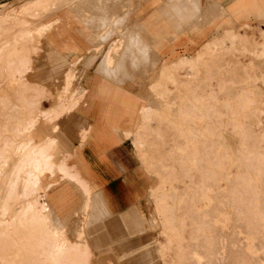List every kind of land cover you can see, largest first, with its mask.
I'll use <instances>...</instances> for the list:
<instances>
[{
  "label": "rangeland",
  "instance_id": "1",
  "mask_svg": "<svg viewBox=\"0 0 264 264\" xmlns=\"http://www.w3.org/2000/svg\"><path fill=\"white\" fill-rule=\"evenodd\" d=\"M28 1L0 0V14L18 10ZM206 1L207 4L211 2V0ZM125 2L128 3V7L124 12L118 14L123 19L114 21V25H106L108 16L103 12L102 6L88 9V6L93 3L83 2L81 4V10H85L83 19L85 22L90 23L86 22V25L83 28L80 26L79 30H87L86 37L95 35L93 37L95 41L89 42L91 47L97 44L96 48L98 49V52L94 53L95 55L90 51L94 57L90 64L84 63V60H82L74 66L67 56L62 55L59 62L55 58L54 51L50 50L51 48L45 44L46 39L44 37L54 29L57 19L60 18L58 19L59 25L62 23L61 20H65L62 14L63 10L59 7L41 18V20L52 23L50 29L41 36H35V33L31 32L28 36V39H30L27 40L28 42L25 39V42L20 40L14 43L12 38L22 31L19 27L11 29V26L9 28L11 30L8 29L3 32L4 35L0 34V45L2 44L5 47L8 54L5 61L10 62L9 66L23 69L20 81L23 80L21 82L25 87L20 86L21 88H18L19 84L12 85L10 77H7L9 76L8 73L3 68L5 64L0 65V120H2L0 121V148L4 147V142L7 141L8 137L11 139V136L14 135L15 132L13 131L18 121H24L31 115L36 116L37 113L34 107L45 108L56 98L68 72L74 74V80L70 88L77 91V93L84 88L87 89L85 76L88 71L98 73L99 70L106 73L102 66L104 61L102 57L110 47L118 45L117 42L122 41V37H119L125 29L124 26L121 29L119 28L120 22H126L130 17L137 20L135 11L133 12L134 15L133 13L130 14L131 6L133 4L138 5L135 4L136 1L125 0ZM190 3L197 4V0H191ZM122 4L121 0L117 10L120 9ZM106 11L110 13L109 9H106ZM196 11L197 8L188 12L193 15L191 18L186 19L188 22L191 19L195 20ZM77 12L75 11L74 15ZM67 13L66 15L71 16ZM72 18L66 20L69 22ZM168 20L175 26L177 17L173 14L170 17L168 16ZM33 26L34 24L30 27ZM234 34L235 36L238 35L237 33ZM257 37L261 41L258 33ZM241 39V41L233 39L230 42V40L224 39L222 41L219 38L213 49L214 55L202 57L201 64L199 61L196 66L198 72L196 71L191 77V82H187L189 85L187 84L186 87L184 82L187 80L188 71L180 69L183 72L180 76L179 73L181 72L178 70L176 76H180V78L177 77L179 87L167 84L166 99L156 96L154 92L152 94L146 91L154 75L155 65L147 73H143L141 69L131 71L126 64L129 75L124 81H130L128 82L130 87L137 86L140 91L139 94L146 99L147 105H150L153 109L161 111L162 102V105L167 108L162 113H158L149 107L146 108L145 114H153L152 117L149 116L153 119L149 118L146 121L141 119L140 129L135 136L137 141L142 142V147L136 148V150L141 162L139 167L146 180V187H148L141 204L142 208L139 209L145 217L143 229L137 231L132 227V224L129 223L130 215L119 216L116 219L108 215L104 216L101 219L102 228L99 229V232L104 233L105 239L101 240L99 248H95L92 244L93 237L97 232L93 231L92 226L85 232V235H82L90 244L89 264H139L134 256L122 257L120 254L126 250L149 243L154 236L155 243L157 237L165 240L166 243V246H159L161 248V261L155 260L156 263L154 264H264V86L261 87L257 83L258 77L255 82L251 81L250 84L238 83L239 80L243 81L246 74L242 65L244 61L243 59H241L242 61L239 60L238 56H241L243 49L249 50L260 41L258 40L257 44L251 45L247 41H243V37ZM130 42V40H124L126 47L122 48L123 59L129 60V62L147 60L148 57L146 58L141 51L139 53L142 55H138L137 59H135V54L130 59L129 55L135 49V46L133 48ZM218 45L222 48L228 46L238 48L235 49L236 51L226 49L225 52L217 49L215 55ZM44 53L52 65V76L48 79L42 77L38 81H32L29 78L31 73L35 79V74L40 73L43 75L49 69V63L43 57H38ZM90 53L87 55H90ZM151 54L149 57H151ZM121 57L118 69L115 65L116 75H120L122 72L120 69L122 67ZM175 59L165 63L169 64L174 62ZM254 59H264V57H254ZM19 60L22 62L20 63ZM70 60L74 61L75 58H70ZM238 61H241L242 64H237L238 66L234 68L233 63ZM64 68L65 70L62 71ZM255 69L258 73H264V63L261 64L256 61ZM184 72L187 73L184 74ZM105 75L108 76V74ZM140 79L142 81L138 82ZM255 83L257 84L254 85ZM251 85L254 88L251 89ZM239 91L241 94H239ZM168 93L171 94L170 98H168L170 95ZM242 93L244 94L242 95ZM44 94H47L46 96L49 99L42 102L41 98ZM6 99H9V102L6 106H3L2 102ZM205 99L206 101H204ZM39 100L41 102H38ZM86 101L85 95L82 103ZM164 102L168 105L165 106ZM171 106L172 112H168ZM203 109L206 110L204 111L205 115ZM79 122L81 121L78 112L74 110L61 116L57 123H54L58 126V130L56 131V128V132H53L51 124L40 119L37 126L33 128L31 135H33L34 140L53 137L59 150V152L58 150L55 151L54 146L52 154L54 155L55 164L65 163L67 168L72 171L73 169L67 164V158L60 152L63 149H71L70 140L73 138V134H76ZM24 137L18 136L15 141H21ZM2 138L6 141L3 140L2 142ZM9 138L8 141H11ZM255 154L256 156H254ZM69 163L74 164L71 159ZM9 168L10 164L8 163L2 169L0 188L3 187L9 175ZM53 177L49 175L41 177L45 194L44 199L48 203V208L50 207L51 222L54 227L63 229L69 242L82 243L83 239L78 238L79 232L76 235L74 234L81 218L80 214H69V217L64 220L63 226L55 212L53 205L55 182H52L55 177ZM74 199H78L77 191H74ZM85 201L88 203L85 212H88L92 203L91 194ZM75 207L74 205L73 208ZM123 221L127 226V230L123 227ZM84 225L85 222H83L80 229L83 232ZM13 248L14 250H12ZM19 253V247H8L4 252L7 258L6 261L17 262Z\"/></svg>",
  "mask_w": 264,
  "mask_h": 264
},
{
  "label": "crops",
  "instance_id": "2",
  "mask_svg": "<svg viewBox=\"0 0 264 264\" xmlns=\"http://www.w3.org/2000/svg\"><path fill=\"white\" fill-rule=\"evenodd\" d=\"M135 4L139 5L135 11L137 20L130 17L128 21L120 22L119 28L124 26L125 30L121 32L122 35L119 38L131 33L135 39L132 37V42L135 41L134 44L137 45L142 40L138 44L140 46H137L141 47L140 51L146 58L148 57L147 60H137L136 64L125 60L120 67L122 74L114 79L108 78L99 70L98 73L88 71L85 76L87 89L84 88V97L86 95L87 101L74 109L77 110L81 122H79L76 134H73V138L70 140L71 149H63L60 152L67 158L68 166L73 169L72 171L78 179L86 184L85 186L92 197L90 210L88 212L84 210L85 195L79 183L64 178L57 172L54 175L55 179L52 180L55 182L53 205L62 225L64 226V220L69 217V214L77 215L79 213L81 218L74 234L76 235L80 231L83 222H85L84 235L92 226L93 231H97L92 243L95 248H99L101 240L105 239L104 233H100L99 229L102 228L101 219L106 215L113 219L130 215L129 223L132 224V227L137 231L143 229L145 217L139 209L142 208L141 204L148 187H146V180L139 167L141 162L134 146L135 140H137L135 136L140 129L141 114L145 108L149 107L158 113L166 111V107L162 105L163 102L161 111L147 105L146 99L139 94L137 86L130 87L128 84L130 81H124L129 75L126 64L133 72L141 69L143 73H147V69H151L154 65L157 68L161 63L171 65L180 59L192 57L208 41L218 40L219 36L225 32L237 33L243 37L245 42L252 45L259 40L258 31L264 30V0H211V3L208 4L206 0H200V2L197 0L195 20L190 23L191 25H186L188 28H185L184 23L177 28L167 18H164L160 10L165 4L164 0L142 2L137 0ZM58 19L52 30L54 33L51 31L46 34L45 44L54 51L55 58L59 62L62 55L67 56L70 63V58L83 57L84 63L90 64L94 58L92 54H96L98 51L94 52V45L91 47V41L86 38L87 31H80L81 25L74 19L69 22L66 19L61 20L60 25ZM195 22L197 23L195 24ZM134 44H132L133 48ZM228 47L221 48L218 45L216 51L217 49L223 52L226 49H236V46L235 48ZM90 51L92 54L87 56ZM150 53L156 55L157 61L151 60ZM38 57H43L49 63V69L43 75L35 74V79L31 73L29 78L32 81H38L42 77L48 79L53 73L52 65L46 54ZM238 57L239 60L243 59L240 55ZM174 59V62L165 63ZM241 61L233 63L234 68L238 66L237 64H242ZM252 61L258 76L251 81L255 82L258 77L257 83L263 87L264 73H258L255 68L256 61L262 64L264 59H253ZM137 63H139L138 66ZM229 69L231 70V68ZM64 70L65 68L62 71ZM155 73L156 69L149 86L155 80ZM140 81L142 79L138 82ZM149 86L146 89L148 93L150 92ZM252 88H254L253 85H251ZM170 96L171 94L169 98ZM168 112H172V106ZM84 129L87 130V135L82 141L81 131ZM56 150H58L57 144H55ZM70 159L74 164L69 163ZM74 191L78 192L77 200L74 199ZM74 205L75 208H73ZM123 227L127 230L124 221ZM156 240L158 243H155L154 236L149 243L126 250L120 255L122 257L134 256L139 264H154L155 260L161 261L160 247L166 246L165 240L158 237ZM86 242L88 241L86 240ZM87 245L90 249L89 242Z\"/></svg>",
  "mask_w": 264,
  "mask_h": 264
},
{
  "label": "bare ground",
  "instance_id": "3",
  "mask_svg": "<svg viewBox=\"0 0 264 264\" xmlns=\"http://www.w3.org/2000/svg\"><path fill=\"white\" fill-rule=\"evenodd\" d=\"M124 1L125 0H122V2H123L122 6L120 7L119 10H117V7H119L121 0H29L28 2L23 4L18 10H12V12L0 14V34L2 33L4 35L3 32L7 31L12 26L11 29H13L14 27H19L22 29L20 34H18L17 36H14L12 38L14 43H17L20 40H23L25 42V39H26V41L30 40V39H28V36L31 32L35 33V36H41L45 31L50 29V27L52 26V23L50 21L46 22L44 20H41V18L44 17L45 15H48V13H50V11L52 12L53 10L57 9V7L61 8V10H63L62 14H63V17H65V19H70V17H73L72 19L76 20V22L79 23L83 28L87 22V21L85 22L83 19L85 17V15L83 14L85 12V10H81L82 9L81 4H83V2H86L88 4L93 3V4L88 6V9H94V8H97L98 6H102L103 12L105 13L106 16H108V18H107L108 23H106V25H114V21H120V19L121 20L123 19V17H120L118 14H120L121 12H124L126 10V8L128 7V3H126V2L124 3ZM135 1H137V0H135ZM164 1H165V4L160 8L161 13L164 15V18L168 19V16L170 17L171 15L174 14L177 17L175 27L178 28L181 24L183 25V23H184L185 28H188L187 26L191 25L190 23L193 21V19H191L190 22H188V20H186V19L191 18L193 16L192 14H190L188 12L192 11L193 9H196L197 4H191L190 3L191 0H164ZM193 1H195V0H193ZM131 8H132V10H131L130 14L137 10L138 5L135 6L133 4L131 6ZM106 9H109L110 13H108L107 12L108 10L106 11ZM75 11H78L76 13V15H74ZM114 11L116 12V14ZM67 12H69V13H67ZM86 12H88V11H86ZM66 13L70 14L71 16L66 15ZM205 17H207V16H205ZM87 23L89 24L90 22H87ZM196 23L197 22H195V24ZM33 24H34V26L31 28L30 26ZM142 25H144V24H142ZM11 29H9V30H11ZM258 34L260 35L261 41L259 40L260 42L258 44L256 43L257 45L253 46L251 49H249V50L243 49L241 52L242 53L241 56H243V61H244V63L242 65L246 71L245 72L246 74L244 75L245 78L243 79V81L239 80L238 83L243 82L244 84H246V83L250 84V81L254 80L257 76V74L253 68L254 63H252L253 62L252 60L254 59V57L255 58H259V57L263 58L264 57L263 30L258 31ZM93 37H95V35H92V36L89 35L86 38L89 39L91 42H94L95 40L93 39ZM132 37L133 36L131 34L129 36L127 35L126 37L122 36V38H121L122 41L117 42L118 45H113V47H110L108 49V51L105 53V55L103 57L104 61H103L102 66H103L104 70L106 71V73L104 72V74H108V78L112 77V79H113L114 77L116 78L118 76V75H116V66L115 65H117V69H118V66L120 65L121 55H122L121 64L124 63V61H125L123 59L124 55L122 54V48L126 47L124 40L125 41L130 40L131 41L130 43L134 44L133 42H135L134 41L135 39L133 37L134 40L132 42ZM4 38H5V36H4ZM219 38L222 41L224 39L230 40V42L233 39L239 40V41L242 40L241 39L242 37L239 34L235 36V34L232 32H225ZM137 40H139V39H137ZM140 40H141V38H140ZM7 42H8V40H7ZM216 42H217V40L208 41L203 46V49L200 52H197L192 57L180 59L171 65H164L163 63H161L160 66H158L156 68L155 80L152 83H150V86H149L150 92L151 93L154 92L156 96L163 98V99H166L165 98L167 96L166 91L168 90L167 84H171L173 86L179 85L178 84V78L179 77L176 76V73L180 69L181 70L185 69L184 71H186V70L188 71L187 78H186L187 80L185 79L186 82H184V86L186 87L188 84L187 82H189V81L191 82V80H190L191 77H193V75L196 73L197 63H199V61L201 59H203L202 57L214 55L213 49L216 45ZM143 44H146V43L144 42ZM134 45H135V49H134V51H132L130 53V55H129L130 59L134 56V54L136 55L135 59H137L138 55L139 56L142 55L139 53L141 47L139 48L138 46H140V45H138V46L136 44H134ZM220 45H222V44H220ZM22 46H24V44ZM229 46H230V44H229ZM96 47H97V44H94V47H93L94 52H97V50H98ZM232 47H234V46H232ZM24 48H25V46H24ZM236 49H237V47H236ZM7 55L8 54H7V51L5 50V47H3V45L1 44L0 45V65L5 64V65H3L4 67L3 66L2 67L8 73L9 76H7V74L5 72L6 76L8 78L10 77V80H11L10 83L12 85L13 84L14 85L19 84L18 88H21L20 86L24 87V84L21 82L23 80L20 81L21 74L23 73V69L21 68L22 69L21 70L20 67L9 66L10 62L5 61V58H7ZM17 57H19V56L17 55ZM85 58H87V57L85 56ZM150 58H151V60L157 59L156 55H154L153 53L151 54ZM82 60H84L83 57H79V58L75 59L74 61H71V63H72V65L75 66L77 63H79ZM19 62L21 63L22 61L19 60ZM83 62H85V61H83ZM138 64L139 63H137V66H138ZM200 64H201V61H200ZM18 65H20V64H18ZM239 65H241V64H239ZM147 70H150V69H147ZM181 70H180V72H181ZM122 76H124V75H122ZM231 79H232V77H231ZM1 80H2V78H1ZM63 80H64V78H63ZM73 80H74V74L71 72H68L65 75L64 84L60 88L56 98H54L53 101L48 106H46L45 108L34 107V110L37 113L36 116L31 115L27 119H25L24 121H21V122L18 121L17 124L15 125L14 131H13V132H15L14 135L11 136V139L8 137L9 140H11V141H8V138H7V141L5 139H3V138H5L4 136L2 138V142H3V140L6 142H4V147L3 148L1 147L2 149L0 148V179H2L1 175L3 173V170H2L3 167L7 166V164L9 163L10 168H9V175L6 178L3 187L0 188V193H1L0 194V264H14V263H16V264H88L89 263L90 249L87 245L88 242H86L84 236H82L84 234V232L82 230H80L79 236H78V238L83 239L82 243L81 242L80 243H71L65 237V233H64L63 229H58V228L53 226V224L51 222V218H50V213H49L50 207L48 208V205H47L48 203H46V201L44 199L45 194H44V190L42 188L43 185L41 183V177L44 175L54 176L55 172H57V173H60L64 178L73 180V182L76 181L83 188L85 199H87L90 196V193H89L87 187L85 186L86 184H83L80 181V179H78L76 174L67 168L65 163L64 164L63 163L55 164L54 155L52 154V152L54 151V146H55V139L53 137H46L42 140H34L33 135H31L33 128H35L37 126V123L40 119L43 122H47V123L51 124V129L53 132H55V129L57 128V126L54 123L61 116L72 112L74 109H76V107H78L80 105V103H82V100L84 99V93H85L84 89L78 93H77V91L71 90L70 86L72 85ZM27 84H29V83H27ZM209 87H210V85H209ZM191 88H193V87H191ZM8 89H9V87H8ZM236 90H237V88H236ZM6 93H4V94L6 95ZM168 94H170V93H168ZM236 94H238V93L236 92ZM239 94H241L240 91H239ZM243 94L244 93H242V95ZM46 95L47 94H44L43 97L41 98L42 102L49 99L48 96H46ZM29 101H30V99H29ZM204 101H206V99ZM8 102H9V99L3 100L2 105L6 106ZM38 102H41V101L39 100ZM169 103H170V101H169ZM12 104H14V103H12ZM164 105L166 106V105H168V103L164 102ZM19 109H20V107H19ZM199 109H201V108H199ZM28 110H29V108H28ZM183 111H185V110H183ZM204 111H206V110L203 109V114H204ZM145 112H146V108L143 110V113L141 114V119L143 121L144 120L146 121L149 118L153 119V118H151L153 116V114L148 115V114H145ZM23 114H24V112H23ZM149 116H151V117H149ZM159 116L162 117L161 115H159ZM159 116H157V117H159ZM17 117H19V116H17ZM161 120H163V119H161ZM0 121H2V120H0ZM153 121H155V120H153ZM14 124H15V122H14ZM209 128H210V126H209ZM3 130H2V132H3ZM176 130H178V129H176ZM211 131H213V130H211ZM4 133H5V131H4ZM213 133H214V131H213ZM19 134H21V135H19ZM24 135H25V137H24ZM86 135H87V130L86 129L82 130V135H81L82 141L86 138ZM18 136L19 137L23 136L24 137L23 140L15 141ZM207 137L209 138V135ZM254 143H257V142H254ZM134 146L137 149L141 148L142 142L135 140ZM176 148H177V146H176ZM248 148H249V146H248ZM262 148H263V146H262ZM9 154L11 155L10 157H9ZM256 154H257V152H256ZM256 154L254 156H256ZM85 202H86V204H85V209H86L88 206V203H87V201H85ZM14 246L20 248V253L18 255L17 262L13 263V261L9 262L10 260L6 261L7 258H6V255L4 254V252H5V250L8 249V247H14ZM12 250H14V248Z\"/></svg>",
  "mask_w": 264,
  "mask_h": 264
}]
</instances>
